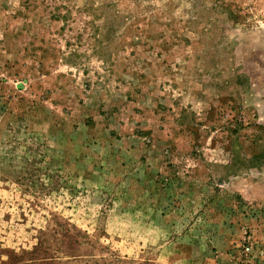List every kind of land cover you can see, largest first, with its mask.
<instances>
[{"label": "rangeland", "instance_id": "rangeland-1", "mask_svg": "<svg viewBox=\"0 0 264 264\" xmlns=\"http://www.w3.org/2000/svg\"><path fill=\"white\" fill-rule=\"evenodd\" d=\"M0 264H264V0H0Z\"/></svg>", "mask_w": 264, "mask_h": 264}]
</instances>
